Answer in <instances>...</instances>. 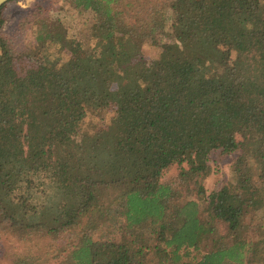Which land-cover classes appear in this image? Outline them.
<instances>
[{"label": "trees", "instance_id": "1", "mask_svg": "<svg viewBox=\"0 0 264 264\" xmlns=\"http://www.w3.org/2000/svg\"><path fill=\"white\" fill-rule=\"evenodd\" d=\"M68 2L89 47L41 8L33 46L0 30V239H64V264H264V0ZM213 149L238 156L206 195Z\"/></svg>", "mask_w": 264, "mask_h": 264}, {"label": "rangeland", "instance_id": "2", "mask_svg": "<svg viewBox=\"0 0 264 264\" xmlns=\"http://www.w3.org/2000/svg\"><path fill=\"white\" fill-rule=\"evenodd\" d=\"M3 18L4 23L0 30L7 33L11 37H14V49L17 52L25 47L33 46L34 41V26L31 23L22 26V20L33 12L34 9L41 8L47 16L53 18L57 17L61 19L64 25L67 27L68 35L78 41L82 46H90L89 38V25L84 24L81 15H77L76 11L69 6L68 0H9L4 3ZM168 38L164 37L158 42L157 45L146 43L142 47L141 55L142 59L146 62H150L155 59L161 51L160 44L167 42ZM25 45V46H24ZM24 49V50H25ZM69 52L61 53V55L68 56ZM110 114L108 113H88L81 123V130L92 131L96 128L105 127L108 122ZM238 156V152L224 153L221 149H213L208 154V164L211 168L210 173L203 179V185L205 188V194L208 195L212 191L219 190L224 186L231 177V170L234 165V161ZM255 164L254 160H251ZM181 167H186V163L181 165L172 164L163 170L160 181L171 183L173 186H178V173ZM255 184L259 185L258 180H255ZM181 194H185V189L180 188ZM200 210L203 211L204 201H199ZM261 228L256 234L257 237L264 232V218L261 219ZM220 231L224 232V228L219 224ZM109 230H112L109 234V239L117 240L119 234L117 230L107 228L106 225H102L100 231L93 232V237H97L100 232L108 234ZM7 236V235H6ZM1 238L0 239V264H9L17 253L30 250L32 254L40 256L42 259L41 264H64V255H67V251H64V255L59 254V248L64 243V239H58L56 241H50L47 238H36L32 241H17L13 239ZM55 244V245H50ZM30 247V248H28ZM56 249V250H55Z\"/></svg>", "mask_w": 264, "mask_h": 264}, {"label": "water", "instance_id": "3", "mask_svg": "<svg viewBox=\"0 0 264 264\" xmlns=\"http://www.w3.org/2000/svg\"><path fill=\"white\" fill-rule=\"evenodd\" d=\"M7 1H9V0H0V5L6 3Z\"/></svg>", "mask_w": 264, "mask_h": 264}]
</instances>
